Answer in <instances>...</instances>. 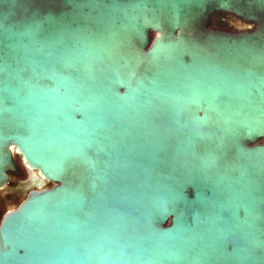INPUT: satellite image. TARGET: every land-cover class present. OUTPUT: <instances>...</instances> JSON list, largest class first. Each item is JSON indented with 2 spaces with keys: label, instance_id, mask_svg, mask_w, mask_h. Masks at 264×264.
<instances>
[{
  "label": "water",
  "instance_id": "water-1",
  "mask_svg": "<svg viewBox=\"0 0 264 264\" xmlns=\"http://www.w3.org/2000/svg\"><path fill=\"white\" fill-rule=\"evenodd\" d=\"M7 192L0 264H264V0H0Z\"/></svg>",
  "mask_w": 264,
  "mask_h": 264
},
{
  "label": "flooded vegetation",
  "instance_id": "flooded-vegetation-1",
  "mask_svg": "<svg viewBox=\"0 0 264 264\" xmlns=\"http://www.w3.org/2000/svg\"><path fill=\"white\" fill-rule=\"evenodd\" d=\"M226 21V25L222 27L219 25L217 22H213L212 20V26L215 28H221V29H226V30H231V31H237V29L231 24L232 21H234L233 17L231 15H225L222 17ZM24 176V171L20 167V174L19 175H10V185H15L17 183V180L19 178H22ZM10 194H14V198L10 196ZM20 194L16 192H7L4 194H0V214H3L7 208V205L9 204H18L20 202Z\"/></svg>",
  "mask_w": 264,
  "mask_h": 264
},
{
  "label": "trees",
  "instance_id": "trees-1",
  "mask_svg": "<svg viewBox=\"0 0 264 264\" xmlns=\"http://www.w3.org/2000/svg\"><path fill=\"white\" fill-rule=\"evenodd\" d=\"M225 15L226 14H222V13L213 14L212 20H213V22H217V23H219V25H221L222 27H224L227 23H226V21L222 17H224ZM10 196L12 198L15 197L14 194H10Z\"/></svg>",
  "mask_w": 264,
  "mask_h": 264
}]
</instances>
